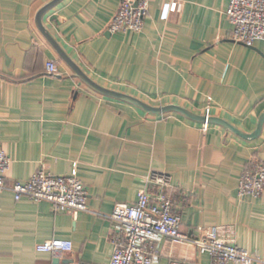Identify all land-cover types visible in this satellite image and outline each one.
<instances>
[{"label":"crops","instance_id":"crops-1","mask_svg":"<svg viewBox=\"0 0 264 264\" xmlns=\"http://www.w3.org/2000/svg\"><path fill=\"white\" fill-rule=\"evenodd\" d=\"M53 0H0V149L10 159L7 184L38 170L74 176L87 190L88 212L55 213L47 202L0 194V264H109L114 232L108 217L132 205L151 174L170 178L180 231L229 227L234 243L264 264V193L237 195L239 177L264 165V124L245 140L178 113L155 115L88 88L39 32L35 18ZM150 0L143 30L110 34L119 0H61L41 24L95 84L162 108L180 106L221 119L243 134L264 113V40L234 43L228 0ZM56 63L58 75L45 72ZM64 240L72 250L37 253ZM155 264H216L167 241L146 247Z\"/></svg>","mask_w":264,"mask_h":264},{"label":"built area","instance_id":"built-area-1","mask_svg":"<svg viewBox=\"0 0 264 264\" xmlns=\"http://www.w3.org/2000/svg\"><path fill=\"white\" fill-rule=\"evenodd\" d=\"M182 0H170L169 10L175 12ZM150 0H119L118 9L110 23V34L143 30ZM232 28L234 43L251 47L264 40V0H228L225 12ZM48 75H58L56 63L45 65ZM206 109L205 117H209ZM208 124L201 125L206 132ZM10 159L0 149V194L11 192L14 200L26 198L32 202H47L55 213L76 216L88 212L87 190L74 176L55 177L42 170L36 171L26 182L7 184L5 173ZM170 178L151 174L145 188L139 192L135 204H117L108 217L114 232L113 252L109 264H155L157 255L146 250L154 242L167 241L185 248L198 256H207L216 264H253L257 257L240 249L234 243V230L229 227L198 229L191 238L181 233L180 220L173 213L172 199L168 194ZM264 193V165L256 164L239 177L237 195L240 198H260ZM37 253L59 255L72 250L64 240H49L36 246ZM172 264H181L173 262Z\"/></svg>","mask_w":264,"mask_h":264},{"label":"water","instance_id":"water-1","mask_svg":"<svg viewBox=\"0 0 264 264\" xmlns=\"http://www.w3.org/2000/svg\"><path fill=\"white\" fill-rule=\"evenodd\" d=\"M60 1L61 0H53L52 2H50L49 4L44 6L41 10H39V12L37 13L36 18H35V24H36L39 32L49 42V44L56 51V53L58 54L60 59L73 71L75 76L78 79H80L88 88H90L91 90H93L94 92H96L100 95L133 104V105H135V106H137V107H139V108L143 109L144 111L151 113V114L160 115V114H166V113H178V114H180V115H182V116H184V117H186L192 121L200 123V124L206 123L208 125L213 124V125L221 126V127L229 130L233 134H235V135H237V136H239L245 140L255 139L259 136V134L262 130V126L264 124V113L262 114V116L260 117V119L258 121L255 132L252 134H243L239 130H237L236 128H234L233 126H231L230 124H228L227 122H225L221 119L213 118V117L198 116V115L193 114L192 112H190V111H188V110H186L180 106H174V105L165 106L162 108H154V107H151V106L144 104L143 102H141L135 98H132L130 96L102 88L101 86L95 84L66 56V54L50 38V36L46 33V31L42 27L41 19H42L43 15L45 13H47L50 9H52L54 6H56ZM52 264H71V263L67 262V261H60L59 259H55V260H53Z\"/></svg>","mask_w":264,"mask_h":264}]
</instances>
